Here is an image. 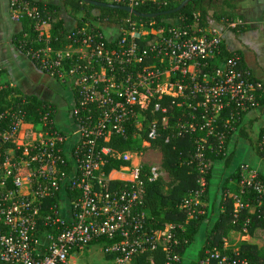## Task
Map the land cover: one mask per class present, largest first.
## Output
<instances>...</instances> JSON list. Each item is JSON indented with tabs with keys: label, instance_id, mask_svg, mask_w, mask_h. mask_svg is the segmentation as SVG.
<instances>
[{
	"label": "built area",
	"instance_id": "1",
	"mask_svg": "<svg viewBox=\"0 0 264 264\" xmlns=\"http://www.w3.org/2000/svg\"><path fill=\"white\" fill-rule=\"evenodd\" d=\"M117 1L133 7L141 0ZM43 12L30 0H9L8 17L20 25L17 48L73 93L71 128L57 127L46 105L38 123L27 120V99L0 72V93L9 92L0 97V264H157L159 249L163 264H179L177 226H153L144 203V184L161 176L159 167L103 143L124 137L130 120L150 143L162 135L159 120L177 116L178 134L194 138L192 162L203 174L207 152L225 155L240 113L257 107L262 83L239 56L220 59L224 39L215 27L164 29L129 17L106 28L111 35L92 20L58 39L42 28ZM258 146L264 154V124ZM239 172L240 195L250 188L264 204L256 169L242 163ZM199 183L183 203L188 216L202 213L203 176ZM235 197L234 217L249 205ZM226 250L208 251L199 264H250ZM91 253L97 261L86 260Z\"/></svg>",
	"mask_w": 264,
	"mask_h": 264
},
{
	"label": "trees",
	"instance_id": "2",
	"mask_svg": "<svg viewBox=\"0 0 264 264\" xmlns=\"http://www.w3.org/2000/svg\"><path fill=\"white\" fill-rule=\"evenodd\" d=\"M38 9L47 10L52 13L55 29L52 31L53 37H64L66 30L64 29L63 19L57 15L59 6L47 0H30ZM62 5L69 9V13L73 17H77L76 28L86 26L91 20L100 21L108 27L122 26L126 18L137 20L143 25L151 23L154 27H163L167 29L171 26H194L197 28L207 27L211 21L226 25L234 18V1L235 0H191L187 5L176 13L167 15H158L153 18L135 17L128 15L120 10L98 7L81 0H57ZM108 2L113 4H122L117 0H95ZM183 0H141L133 8L140 13H159L168 11L177 7ZM227 9V10H226ZM82 14L81 17H78ZM224 25V26H225ZM23 26H26L25 20ZM238 27V26H236ZM233 27V28H236ZM232 28V29H233ZM229 29V28H227ZM20 30V28H19ZM18 30V32H19ZM233 55L240 57L239 53L230 50L225 42L221 48L220 59L230 58ZM242 66V61H241ZM243 67V66H242ZM246 69V68H245ZM250 72V71H249ZM251 73V72H250ZM252 75V73H251ZM253 77V75H252ZM254 79L262 83V89L258 92V105L254 109L261 108L264 110V83L255 77ZM9 95L8 91L0 93V97L4 100ZM27 99L25 111L26 119L34 123H38L43 109L42 105L50 106L36 95H24ZM16 103L18 102L15 99ZM5 102H7L5 100ZM168 112H173L174 108L169 104V101H163ZM53 108V107H51ZM247 112L240 113L239 120L236 125L234 136L229 137L226 144L225 155H216L215 151L207 152L208 165L203 174L199 173L198 169L192 162L193 154V136L192 134H178V126L175 124L178 120L177 116L167 118L165 121L159 120L162 135L155 140L150 141V147L156 148L161 154L160 167L166 173L167 178L159 176L153 181L145 182V207L150 214V221L156 228L162 229L167 224L172 223L177 226V238L180 244L176 247V251L182 256L186 247L194 240L195 235L199 231L202 223L215 216V220L206 230L204 242L200 246L194 260L189 264H199V262L207 255L211 249L221 250L223 248V238L231 231H237L241 234H246L250 238L259 239L264 234V204H258L259 197L252 189L244 188L241 195V188L237 185L240 180L239 166L242 163L235 159V152L232 150V141L243 139L251 144L254 152L264 162V154L259 150V133L263 132V124L258 129L256 138H252L247 125L242 124L243 118ZM161 118L160 113H156ZM54 122V115L51 118ZM132 120H130L131 122ZM129 122V123H130ZM133 122V121H132ZM126 123L125 136H112L108 142L103 144L109 145L118 151H134V130L132 124ZM163 127V128H162ZM146 137V132H144ZM122 162L118 161L117 166ZM249 164V163H247ZM256 169L258 177L264 181V172L249 164ZM221 167V168H218ZM217 172V174H216ZM203 176L205 179L204 192L202 194V213H193L188 216L189 209L183 207V203L189 195L197 192L201 185L199 179ZM218 176L216 183L214 177ZM235 184L230 187V182ZM213 184L216 185L214 191ZM232 190V194L229 191ZM239 195L241 202L248 203V207L240 209L238 215L234 217V203ZM232 249L226 250L227 253H232ZM239 255L246 257L250 264H264V251L259 252L258 247L250 242L240 245L238 248ZM146 258L143 256L142 261ZM157 264H163L162 250L159 249L154 254ZM143 264H147L146 262Z\"/></svg>",
	"mask_w": 264,
	"mask_h": 264
},
{
	"label": "crops",
	"instance_id": "3",
	"mask_svg": "<svg viewBox=\"0 0 264 264\" xmlns=\"http://www.w3.org/2000/svg\"><path fill=\"white\" fill-rule=\"evenodd\" d=\"M234 6V18L226 25L224 24L225 26L211 21L207 27H215L220 30L223 33L226 46L241 56L243 68H246L253 77L264 83V0H235ZM7 11V0H0V72L3 75L2 79L13 85L14 92L19 91L22 95H36L45 103L50 104L54 109L55 125L68 132L71 128L68 125V113L73 103L72 91L69 87L58 83L56 79L41 72L33 61L15 46L14 35L20 25L9 19ZM63 20L67 30L73 28L69 25V17L67 19L63 16ZM230 23L234 26H230ZM242 120V124L247 125V129L250 130V135L253 129H255V133H258V129L264 124V110L258 108L248 111ZM231 146H233L232 150L235 152L236 161L247 162L264 172L263 160L257 156L248 141L237 139L235 142L232 141ZM165 176L166 179V173ZM217 177H214L215 182L213 183H216ZM230 184L232 187L235 182L232 181ZM214 189H216L215 184L211 190L214 191ZM229 193L232 194V190ZM214 218L213 214L210 220L202 223L190 246L195 243L200 248L204 242L206 230L211 226ZM243 236L249 237L231 230L223 238V248L237 251L242 243L238 245L239 243L236 244L235 241L231 243V240L239 241L244 238Z\"/></svg>",
	"mask_w": 264,
	"mask_h": 264
},
{
	"label": "rangeland",
	"instance_id": "4",
	"mask_svg": "<svg viewBox=\"0 0 264 264\" xmlns=\"http://www.w3.org/2000/svg\"><path fill=\"white\" fill-rule=\"evenodd\" d=\"M47 1L53 2V3H55L56 5L59 6V11L57 12V15L60 16L62 19H63V16H65V18H67V19L69 17V21H70L69 25L73 26V28L71 27L69 30H67V28L64 27L66 32L71 31L72 29H74L76 27L77 17H73L69 13V9L65 8L60 1H57V0H47ZM8 5H9V0H7V10H8ZM42 11H44L43 14L45 16H47V17H44V18L48 22L47 25H44L42 28L46 29L48 34H50V36H51L53 34L52 31L55 29L54 20H52L53 17L51 18L52 13L54 11L53 12H49L47 10H42ZM7 15H8V11H7ZM79 15H80V17L82 16V14H79ZM48 18H49L50 21L48 20ZM104 28L106 30V28L108 29L109 27H106V25L103 24L102 25V30ZM27 30H29L28 24H27ZM109 31H110V33L113 32L112 29L109 30ZM109 31L106 30L105 32H107L108 35H111V34H109ZM19 37H20V35H19V32L17 31L16 34H15V46L17 45L16 43L19 40ZM58 83H59V81H58ZM16 93L17 94H21L19 91H17ZM9 97H12V95H10ZM62 107L64 108L65 105L63 104ZM67 110H68V107H67ZM66 121H67V119H66ZM136 125H137L136 127H138L139 123H136ZM251 135H252L253 139L256 138L257 133H255V129L252 130ZM133 138H134L133 147L135 148L134 150L136 152H138L137 153L138 155L140 154L139 157L142 158V161L144 163L148 164V165L158 166L159 167V171L161 173V176L165 178L166 177L165 176V172L160 168L161 154H160L159 150L158 149H154V150L152 149L153 151H150L151 149H149V147H148L149 143L142 141L141 138L139 137V135H137V133L134 134ZM139 152H141V153H139ZM188 198H190L192 200L194 198V194L189 195ZM235 235H237V234H235ZM243 237L244 238H241L239 241H236L235 239H232L231 243H233L235 241L236 244L239 243L238 245H240V243H242L241 245H243L245 243L250 242L252 244H255L258 247V251L259 252L264 251V234L259 239H253V238H250V237H247V236H243ZM189 246H190V244L186 247L185 252L182 255L181 262L179 264H189L192 260L195 259L199 248L197 247V245L195 243H194V245H192L190 247ZM99 257H100V255L97 254V253H91L90 255H88L86 260H88V261H97Z\"/></svg>",
	"mask_w": 264,
	"mask_h": 264
},
{
	"label": "water",
	"instance_id": "5",
	"mask_svg": "<svg viewBox=\"0 0 264 264\" xmlns=\"http://www.w3.org/2000/svg\"><path fill=\"white\" fill-rule=\"evenodd\" d=\"M81 1L88 3V4H91V5H94V6H98V7H105V8H112V9L120 10L122 12L127 13L128 15H133L135 17L153 18V17H156L158 15H167V14H171V13H176V12L180 11L182 8H184L187 5V3L190 2L191 0H183L174 9L159 12V13H140L136 9H134L133 7H131L129 5L113 4V3L101 2V1H95V0H81Z\"/></svg>",
	"mask_w": 264,
	"mask_h": 264
},
{
	"label": "flooded vegetation",
	"instance_id": "6",
	"mask_svg": "<svg viewBox=\"0 0 264 264\" xmlns=\"http://www.w3.org/2000/svg\"><path fill=\"white\" fill-rule=\"evenodd\" d=\"M16 34V33H15ZM14 43H15V35H14ZM17 47V46H16Z\"/></svg>",
	"mask_w": 264,
	"mask_h": 264
}]
</instances>
